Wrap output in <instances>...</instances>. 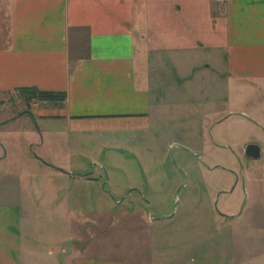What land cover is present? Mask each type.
<instances>
[{
  "label": "crops",
  "instance_id": "crops-1",
  "mask_svg": "<svg viewBox=\"0 0 264 264\" xmlns=\"http://www.w3.org/2000/svg\"><path fill=\"white\" fill-rule=\"evenodd\" d=\"M183 63L201 82L195 95L205 82L203 99L218 105L203 115V127L224 120L229 90L256 94L246 119L263 127L264 0H0V93L21 87L63 93L24 109L45 129L51 121L144 126L165 104L153 90V66ZM168 73L178 75L176 67ZM248 143L260 158L259 145ZM253 182L242 187L238 207L222 201L211 222L221 233L149 232L141 259L129 264H264V172ZM25 198L26 205L0 200V264H39L28 252L37 206L30 194ZM70 230L68 222L59 240L68 249L45 264H127Z\"/></svg>",
  "mask_w": 264,
  "mask_h": 264
},
{
  "label": "rangeland",
  "instance_id": "rangeland-1",
  "mask_svg": "<svg viewBox=\"0 0 264 264\" xmlns=\"http://www.w3.org/2000/svg\"><path fill=\"white\" fill-rule=\"evenodd\" d=\"M172 67L176 77L168 75ZM191 67L153 66V90L165 104L139 127L89 120L51 121L45 129L22 112L30 109L22 96L0 93V200L26 205L31 195L38 215L28 228V252L39 264L68 249L59 242L68 222L72 236L84 234L104 255L127 264L141 259L149 232L221 233L220 223L211 222L222 201L238 207L242 187L264 172V118L263 127L246 119L256 94L229 90L224 120L203 127V115L218 105L203 99L209 96L205 82L195 95L201 82ZM248 142L259 145L260 158L244 156Z\"/></svg>",
  "mask_w": 264,
  "mask_h": 264
},
{
  "label": "trees",
  "instance_id": "trees-1",
  "mask_svg": "<svg viewBox=\"0 0 264 264\" xmlns=\"http://www.w3.org/2000/svg\"><path fill=\"white\" fill-rule=\"evenodd\" d=\"M13 91L23 97L25 105L30 104L31 101L63 99V93L39 90L35 87H21Z\"/></svg>",
  "mask_w": 264,
  "mask_h": 264
},
{
  "label": "water",
  "instance_id": "water-1",
  "mask_svg": "<svg viewBox=\"0 0 264 264\" xmlns=\"http://www.w3.org/2000/svg\"><path fill=\"white\" fill-rule=\"evenodd\" d=\"M244 152H245L246 158L255 159L258 157L259 149H258V146L256 144L248 143L244 147Z\"/></svg>",
  "mask_w": 264,
  "mask_h": 264
}]
</instances>
